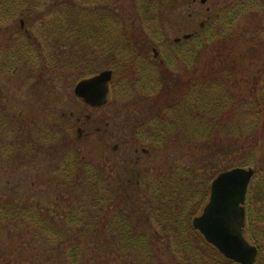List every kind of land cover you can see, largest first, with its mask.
<instances>
[{
	"label": "trees",
	"instance_id": "16d2710c",
	"mask_svg": "<svg viewBox=\"0 0 264 264\" xmlns=\"http://www.w3.org/2000/svg\"><path fill=\"white\" fill-rule=\"evenodd\" d=\"M160 1L173 0L139 2V21L152 19ZM244 15L252 21L242 35L240 60L233 64L250 69L241 67L240 74L237 69L234 79L230 65H211L207 74L201 72L204 84L193 98L189 94L199 84L174 85L143 130L152 147H175L177 156L187 155L191 164L161 166L157 175L142 169L124 178L108 157L88 162L76 151L67 157L50 149L53 181L26 183L28 190L52 186L58 192L48 201L23 196L18 182L14 191L0 182V242L7 239L14 246L11 255L0 256V264H236L205 243L192 220L207 203L212 180L237 167L255 171L244 203L243 235L257 248L253 264H264V0L240 1L222 17L212 16L192 38L203 47L219 48V59L225 38L233 39L234 25ZM126 34L121 32L112 45L128 47L132 36ZM94 58V65H101ZM80 64L86 65L84 60ZM3 118L14 129L22 125L17 117ZM16 128L13 150L19 156L22 137ZM54 134L34 127L23 132L35 155L43 146L54 148Z\"/></svg>",
	"mask_w": 264,
	"mask_h": 264
},
{
	"label": "rangeland",
	"instance_id": "374dc122",
	"mask_svg": "<svg viewBox=\"0 0 264 264\" xmlns=\"http://www.w3.org/2000/svg\"><path fill=\"white\" fill-rule=\"evenodd\" d=\"M141 1L0 0V182H8L9 189L23 185L20 194L32 195L43 202L55 196L58 191L48 185L34 190L26 189V183L33 180L53 181L55 176L48 172L50 149L61 156L68 154L67 157L76 151L88 162L102 161L108 157L112 163H117L122 150L133 158L130 130H125L127 112H133V115L144 110L156 113L174 85L183 88L185 83L192 81L199 84L189 94L193 98L195 94H200L204 84L200 80L201 72L207 74L211 65H230L233 67L234 79L237 69L240 74L241 67L249 66L233 64L240 60L239 53L245 42L242 35L246 34L249 29L247 26L252 21L248 15L242 16L234 25L233 39L225 38V50L219 59H216L219 48L203 47L196 38L178 46L173 44L174 39L197 33L201 22H208L216 15L222 17L227 9L242 0H208L204 5L198 0L195 3L192 0H173L169 4L160 1L154 11L156 14L147 22L139 21L138 7ZM12 5L16 7L15 12ZM20 20L27 30L25 35L18 32ZM131 24L134 27L127 31ZM79 28L82 33L78 32ZM121 32L132 36L130 45L123 49L112 45L114 38ZM96 39L100 42H95ZM152 49L157 51L163 64L155 63L157 67L154 69L139 65L143 69H140L142 78L139 82L121 84L114 78L106 105L90 109L75 99L73 89L79 78L108 69V65L115 62L134 61L135 65H150L153 63L149 57L152 56ZM179 53H185V57ZM95 54L101 65H94ZM83 60L86 65L80 64ZM134 67H129L126 72L137 79L135 72L138 70ZM66 68H75L77 71L65 73ZM115 72L119 74L120 68H115ZM249 74L250 70L246 76ZM154 83L159 84L155 91ZM143 88L150 92L146 93ZM69 112L74 113L73 119H62L61 114L68 115ZM2 113L22 121L21 126L16 125L18 135L22 137L18 142L20 157L15 156L13 150L17 128L11 126L12 122L9 125ZM87 116L93 131L88 138L78 140L74 120L78 117L84 122ZM106 123L108 126L105 128ZM32 127L44 129L47 133H57L54 134L56 143L51 145L54 148L45 150L43 146L36 155L33 154L29 138L23 136L24 130ZM97 128L100 133L96 131ZM150 139L147 137L143 140L147 142ZM139 145H144L150 152L144 162L143 173L149 168L152 174L157 175L161 166L166 169L173 164L190 163L187 155L177 156L175 147L170 145L168 148L159 144V148L164 147L162 150L152 147V143L139 142ZM114 146H117L116 153ZM19 159H25L24 163ZM141 190L139 186L136 197ZM201 209L194 217L201 214ZM0 245V256L12 254L14 246L10 240L4 239Z\"/></svg>",
	"mask_w": 264,
	"mask_h": 264
},
{
	"label": "water",
	"instance_id": "95a60500",
	"mask_svg": "<svg viewBox=\"0 0 264 264\" xmlns=\"http://www.w3.org/2000/svg\"><path fill=\"white\" fill-rule=\"evenodd\" d=\"M207 1L198 0L201 5ZM205 23L201 22L199 29ZM194 35L196 32L183 35L175 42L189 40ZM110 79L111 71H102L78 82L73 94L88 107L100 108L108 102ZM254 173L251 168L237 167L218 174L210 184L209 198L201 214L192 220L193 229L202 236L205 243L223 258L236 264H253L258 253L257 248L243 236L244 203Z\"/></svg>",
	"mask_w": 264,
	"mask_h": 264
},
{
	"label": "flooded vegetation",
	"instance_id": "af4514ba",
	"mask_svg": "<svg viewBox=\"0 0 264 264\" xmlns=\"http://www.w3.org/2000/svg\"><path fill=\"white\" fill-rule=\"evenodd\" d=\"M23 24V23H22ZM20 24L19 25V30L18 32L23 33L24 35L27 34V30L23 28V25ZM179 39V38H176ZM173 41L174 45H180L182 42H185L183 40H180L178 42H175V40ZM152 56L150 57V60L153 61L152 64H137L133 63L134 61H122V62H115L112 63L111 65H108V69H105L103 71H111V79L108 83L109 85V95L111 93V83L114 80V78H117V80L121 83L124 84V82L127 83H134L136 80L139 82V80L142 78V74H141V70L142 69L139 65H144L150 69H154L157 65H162L163 62L159 59V54L157 53V51H155V49H152ZM156 63V64H155ZM135 66L134 68L137 69L138 71H136V78L134 77H130L126 70H128L129 67L131 66ZM127 66H129L127 68ZM115 68H120V72L119 74L115 72ZM47 70V69H46ZM65 73L66 72H71V73H75L77 71V69L75 68H66L64 69ZM143 70V69H142ZM102 72V71H100ZM100 72H97L91 76L88 77H84V78H79L78 82H80L81 80L84 79H88L90 77H93L97 74H99ZM63 73V72H61ZM60 81V80H59ZM77 82V83H78ZM76 83V84H77ZM75 84V85H76ZM158 83H154V88L153 91L157 90L159 86H157ZM144 89V88H143ZM145 92H150L146 89H144ZM75 97V96H74ZM75 99L80 102L82 105H85L80 99L76 98ZM143 101V99H141ZM87 106V105H85ZM88 107V106H87ZM89 108V107H88ZM94 109H98V108H94ZM152 112L150 110H144V111H139L138 114H134L133 112H127L126 114V121H127V126L125 127V130H127V128H129L130 133H129V140L132 142V144L130 145V149L132 150V154H133V158L132 156H129V153H126L125 150L120 152V159L117 160V164L120 167V175L123 176L124 178H128V175H134L135 173H137V171L142 170L143 167L145 166L146 163L145 160L150 156V152L148 150V148H145L144 145H139V142L142 144H149L151 143V141H147L145 142L143 139L150 137L148 135H146L147 133L144 132L143 130H145L150 123H152L154 121V118L152 116ZM74 113L73 112H69L68 115L66 114H61L62 119H70L72 120L74 117ZM89 116L85 117V121L81 122L80 118H75L74 122L77 125V129H76V133H77V139L78 140H82L84 138H88L90 136V133L93 131V127L92 125L89 123ZM106 126H108V124H105V128ZM96 131L98 133H100V129L97 128ZM151 138V137H150ZM143 140L142 142L140 140ZM151 140V139H150ZM139 141V142H138ZM124 144V142H123ZM129 148V147H128ZM114 152L116 153L117 151V146L113 147ZM119 151V150H118ZM134 178V176L132 177Z\"/></svg>",
	"mask_w": 264,
	"mask_h": 264
}]
</instances>
